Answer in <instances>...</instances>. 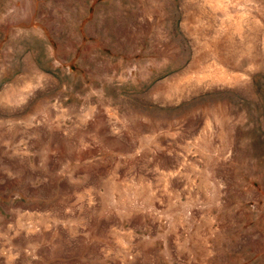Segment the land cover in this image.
Instances as JSON below:
<instances>
[{
	"label": "rangeland",
	"instance_id": "1",
	"mask_svg": "<svg viewBox=\"0 0 264 264\" xmlns=\"http://www.w3.org/2000/svg\"><path fill=\"white\" fill-rule=\"evenodd\" d=\"M0 264H264V0H0Z\"/></svg>",
	"mask_w": 264,
	"mask_h": 264
}]
</instances>
